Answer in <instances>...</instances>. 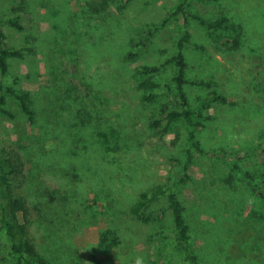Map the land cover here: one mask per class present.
I'll return each instance as SVG.
<instances>
[{
	"label": "rangeland",
	"instance_id": "obj_1",
	"mask_svg": "<svg viewBox=\"0 0 264 264\" xmlns=\"http://www.w3.org/2000/svg\"><path fill=\"white\" fill-rule=\"evenodd\" d=\"M101 2L0 0V14L6 18L18 14L23 25V29L3 25L5 45L34 48L24 49L21 57H9L8 74L3 77L0 73V82L38 93V102L43 103L41 86L52 84L58 67L64 69L67 63V75L58 76L59 84L64 85L61 79L66 78L76 85L87 104L90 106L93 99L103 116L115 122L131 143L122 155L121 167L113 168L112 164L110 169H104L107 163L100 166L101 172L115 173L114 178L106 176L103 185L108 190L122 187L130 193L131 183L139 190L183 177L180 196L199 257L208 264H264V227H256L263 222L257 216L263 219L264 206L259 194L250 190L258 178L243 174L255 172L264 159V152L255 146L264 133V0H112L101 13L90 9L100 7ZM19 5V10L11 9ZM222 16L240 28L208 31L198 21V17L214 20ZM185 32L190 33L183 48L188 80L185 89L192 109H201L203 122L197 129L203 151L194 152L186 171V122L180 118L172 122L170 130L163 131L166 114L178 101L171 80L175 61H165L176 54V43ZM140 37H147L146 46L135 60L126 61L124 54L135 49L133 41ZM235 37L240 42L237 47L231 46L230 39ZM90 45L94 54L90 53ZM69 55L85 60L73 61ZM142 64L161 66L154 77L160 82L159 97L150 103L143 100L137 87L135 70ZM199 80L214 84L208 87L191 82ZM213 90L226 100L212 101ZM64 91L65 88L60 92L62 96ZM5 94L4 106L14 116L0 112V144L18 148L20 133L35 136L39 130L27 122L15 98ZM61 115L66 121L63 111ZM154 118H161V124L153 125ZM135 137L141 144L136 142L132 147ZM22 141L27 143L28 139ZM235 162L242 170L239 173L231 172ZM135 165L139 176L131 181L126 177L123 186L124 172L132 175ZM230 172L233 177L229 178ZM75 174L66 180L58 169L48 166L40 178L50 187L60 188V193L64 188L73 193L75 203L71 207L73 216H77V227L72 238L83 258L78 264H135L138 257L145 264L141 254L152 253L153 247L145 241L151 226L124 223V214L120 225L134 253L116 248L97 250L99 231L107 227L108 218L99 214L96 222H90V182L82 172ZM24 188L25 185L21 187ZM117 194L125 209V197ZM164 221L170 223L169 211ZM56 222L63 224L61 219ZM49 237L47 230H42L38 238L41 250L48 246ZM172 257V263L179 264V257Z\"/></svg>",
	"mask_w": 264,
	"mask_h": 264
},
{
	"label": "trees",
	"instance_id": "obj_2",
	"mask_svg": "<svg viewBox=\"0 0 264 264\" xmlns=\"http://www.w3.org/2000/svg\"><path fill=\"white\" fill-rule=\"evenodd\" d=\"M111 1L102 0L100 7L94 6L90 9L101 13L107 9ZM20 6H12L11 9L19 10ZM198 21L208 31L219 27L236 30L240 28L235 23H230L225 16L214 20L198 17ZM5 23L17 29H23L18 14L7 18L0 14V73L3 77L9 71V57L23 56L24 49L34 50L30 46L7 47L6 34L3 30ZM189 37V32L181 35L176 43V54L165 61V63L172 59L175 61V73L171 80L178 101L176 107L167 112L163 131L170 130L172 122L180 118L186 122L188 147L185 150L184 171L191 166L194 152L203 151L197 136V129L203 125L200 119L202 111L192 109L185 89L188 80L185 77L187 62L183 48ZM230 41L233 47H237L240 43L239 38L236 37ZM146 44L147 37L134 40L132 45L135 49L124 54L125 60H135ZM92 49L90 45V53L94 54ZM69 57L72 58L70 60L78 62L85 60L72 55ZM67 65L65 63L64 69L58 67L54 78H51L52 84L41 86L42 90L39 93L42 94L43 103L38 102V93L35 95L31 90L0 82V112L14 116L4 106L5 92H7L18 102L27 122L39 130V135L35 136L20 133L16 140L18 148L11 144L7 146L0 144V264H78L83 259L72 238L77 227V216H73V207H71V204L75 203V198L68 188H64L65 191L60 193V188H53L44 183L40 174L48 166L58 169L66 180L77 171L88 178L90 222H96L99 214L108 218L107 227L99 231L97 250L111 251L116 248L118 251L123 250L126 254L134 253L131 242L124 240L126 237L123 236L120 225L121 214H124V223L132 221L151 226L150 231L146 233L145 241L153 247L152 253L141 254L145 264H173L174 254L179 257V264H208L199 257L193 247L192 227L180 196L181 183L185 178L147 185L139 190L131 183L130 193L122 187H118V190H108L103 185L106 176L114 178L115 173L106 170L101 172L100 166L107 163L104 169H110L112 164L113 168L121 167L122 155L131 148V143L115 122L110 121L106 115L103 116V112L97 109L93 99H90V106L87 104L84 97L78 93L76 85L66 81V78L61 79L65 82L64 85L59 84L58 76L67 75ZM160 71L161 66L150 64H142L135 70L137 87L147 103L159 97L160 82L154 77ZM191 82L208 87L214 84L213 81L204 80ZM63 88L65 91L62 96L60 92ZM65 99L67 102L64 101ZM211 100L225 101L226 98L213 90ZM207 105L208 103L203 104L204 107ZM62 111L66 121H62ZM58 119L61 120L58 121ZM161 120V118H154L151 122L153 125H160ZM24 138L28 139L27 143L22 141ZM71 140H74L72 147H68ZM136 142L141 144L135 137L132 147ZM255 144L264 152V133L260 141H256ZM258 166L260 168L255 172L246 171L243 174L253 179L258 178L250 190L259 194L264 206V159L258 163ZM133 168L132 175L124 172L123 186L126 184V177L131 181L133 177L139 176L140 170L138 171L136 165ZM232 171L237 173L242 171L237 162L232 163ZM231 172L228 175L229 178L233 177ZM23 185H25L24 190L21 189ZM118 192L126 199L125 209L121 208L124 205L121 200L119 201ZM162 199H165L164 204H161ZM167 211L170 213V223L164 221ZM262 216L263 219L261 215L257 216L259 218L257 220L263 221L261 224H256V227L260 229L264 227V214ZM43 219L48 222L45 223ZM60 219L63 221L62 225L56 222ZM42 230H47L50 235V242L44 250H41L38 244ZM96 261L98 262V259ZM125 261L123 258L122 262Z\"/></svg>",
	"mask_w": 264,
	"mask_h": 264
},
{
	"label": "clouds",
	"instance_id": "obj_3",
	"mask_svg": "<svg viewBox=\"0 0 264 264\" xmlns=\"http://www.w3.org/2000/svg\"><path fill=\"white\" fill-rule=\"evenodd\" d=\"M135 264H143V261H142V258H137L136 260H135Z\"/></svg>",
	"mask_w": 264,
	"mask_h": 264
}]
</instances>
